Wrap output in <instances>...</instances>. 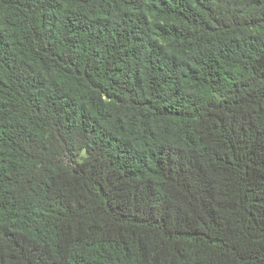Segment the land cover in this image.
I'll use <instances>...</instances> for the list:
<instances>
[{
    "label": "trees",
    "instance_id": "1",
    "mask_svg": "<svg viewBox=\"0 0 264 264\" xmlns=\"http://www.w3.org/2000/svg\"><path fill=\"white\" fill-rule=\"evenodd\" d=\"M0 264H264V0H0Z\"/></svg>",
    "mask_w": 264,
    "mask_h": 264
}]
</instances>
